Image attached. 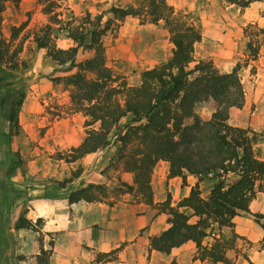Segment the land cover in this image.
I'll use <instances>...</instances> for the list:
<instances>
[{
    "label": "trees",
    "instance_id": "trees-1",
    "mask_svg": "<svg viewBox=\"0 0 264 264\" xmlns=\"http://www.w3.org/2000/svg\"><path fill=\"white\" fill-rule=\"evenodd\" d=\"M8 1L0 0V64L15 65L13 57L18 52L9 56V47L1 34L2 17ZM11 1L18 4L23 0ZM226 1L246 8L263 0ZM44 11L49 15L53 13L50 6H45ZM128 17L139 18L142 24L164 22L174 45L172 57L161 66L144 71L138 86L120 81L106 65L103 39L117 31ZM185 18L167 0H138L136 5L113 6L94 17L87 14L77 26L68 29V38L73 44L66 49L57 48L53 43V29L49 25L35 37V43L53 62L68 65V74L55 81H62L72 88L70 102L87 118L86 126L98 125L88 130L69 157L60 159L75 163L97 153L109 145L110 135L120 127L121 121L129 118L125 132H121L118 138L124 148L137 142L130 155L123 156L126 169L134 174V183H121L115 191L119 195L135 193L145 204L168 214L169 227L150 237V250L170 254L174 248L193 242L197 248L196 259L210 264H232L227 252L233 247L231 241L238 237L234 232V219L243 213L251 214L252 201L257 193L264 192V161L254 149L257 133L229 123L230 110L241 109L245 103V89L239 75L241 65L238 64L231 72L222 73L211 60L195 63V46L202 41V32ZM25 27L26 23L14 28V37ZM260 32H264V28ZM247 49L251 59L256 61L259 46L250 41ZM85 53L89 56L80 59ZM13 96L9 93L3 96L0 108L11 128L18 131L22 99ZM209 101L216 102L217 110L209 120L203 121L196 108ZM159 161L169 164L170 179L180 177L184 184L187 174L198 179L189 195L177 206H172L170 195L164 202L154 204L151 179ZM82 173L81 168L73 171L69 178L57 182L58 187L65 188ZM230 174L236 179L227 183L226 177ZM208 176L214 185L209 196L204 198L199 182ZM105 197L103 186L89 184L72 190L67 200L69 204L80 201L94 203ZM185 210H190L191 215ZM26 215V209L20 212L14 229L36 228ZM253 216L264 231V215ZM193 217L197 218L195 222H191ZM224 228L232 231L231 240L223 238L221 231ZM208 237L214 240L210 246L204 245ZM262 243L264 248V237ZM51 254L52 250L42 248L36 256L37 264H50ZM110 255L100 257L109 258Z\"/></svg>",
    "mask_w": 264,
    "mask_h": 264
},
{
    "label": "rangeland",
    "instance_id": "rangeland-1",
    "mask_svg": "<svg viewBox=\"0 0 264 264\" xmlns=\"http://www.w3.org/2000/svg\"><path fill=\"white\" fill-rule=\"evenodd\" d=\"M137 1L43 0L40 2L38 0H23L15 4L9 0L6 3L1 22V34L9 47V56H12L14 52H18V54L13 57L15 65L0 64V99L9 93L18 100L22 99V105L18 114L20 124L18 131L11 128L0 108V264H17L19 261L27 260L28 257L18 253L19 240L16 239L14 230L11 228V216L6 217L5 209L6 202H21L24 198L23 203L26 204L25 201L28 197H26L27 189L25 187L31 189L44 185L46 195L50 198L51 192L58 186L57 182L69 178L73 171L81 168L82 175L72 187L67 189V192H71L72 188L74 190L79 186L101 185L106 189V197L101 202L94 203L114 206L119 202H124L133 206H148L135 193L119 195L115 191L121 183L130 185L134 183V174L126 169V161L123 156L130 155L137 142L124 148L118 138L121 132H125L129 118L121 121L119 127L121 130L114 129L110 135L109 145L97 153L88 155L75 163H68L66 160L60 159L62 156L63 158L69 157L71 151L79 146L86 137L88 130L97 128L98 125L86 126L87 118L78 112L70 102L72 88L62 81H55L56 78L68 74L66 72L68 65L61 66L53 62L44 50L37 48L35 43V37L49 25L53 29V43L57 48L66 49L73 44L68 38V29L77 26L87 14L94 17L113 6L128 7L136 5ZM45 6L52 8V15L44 11ZM178 13L181 17H186L185 20L189 23L199 27L202 32L199 17L195 14ZM24 23H26V27L17 37H14V28H18ZM260 29L262 28L258 25H248L244 28V43L239 44L235 50L218 45L212 46L209 42L198 43L195 46V63L211 60L222 73L231 72L238 64L241 65L239 75L245 89L249 85V81L253 82V76L257 72L256 62L251 59L247 45L250 41L257 46H260L261 42L264 43V32H260ZM213 40L220 41L218 38H213ZM103 42L106 48L107 67L120 81H125L129 86L140 85L142 73L166 63L172 57L174 49L164 22L157 25L142 24L141 20L136 17L126 18L117 31L104 37ZM88 56L89 54L85 53L80 56V59ZM216 110V102L209 101L200 104L196 108V113L203 121H207ZM232 112L231 118L230 110L229 123L231 125L240 127L242 123L240 119L244 120L243 124L248 120L247 115L235 110ZM191 123L192 120L189 121V124ZM254 149L258 157L264 161V132H257ZM168 173L169 164L159 161L153 170L151 179L153 201L158 205L170 195L172 206H177L186 193V187L192 188L198 179L187 174V181L184 184L180 177L178 179L168 178ZM210 178L211 176L204 177L199 182L202 195L205 198L209 196L214 185V181ZM235 179L236 176L232 174L226 177L227 183H231ZM171 187L173 193L170 192ZM57 190L61 192L59 196L67 199L66 193H64L66 191ZM261 193L264 194V192ZM60 199L62 200L61 197ZM254 200L252 201L253 211L250 210L251 214L240 215V217L248 218L251 221L243 219L239 223V231L242 230L246 235L238 233L235 224L234 232L238 237L231 241L233 247L227 252V257L232 264H237L238 261L239 264H264L262 243L264 231L253 216L264 215V203L261 202L263 206L261 203L254 205ZM21 207H23L22 211L26 205ZM136 208L138 212H142L139 207ZM150 208L155 210L156 215L153 216L152 224L155 223V230L160 231V234L163 232V228L169 225V216L162 213L158 207ZM185 212L191 215L190 210H185ZM38 220L33 221L36 224L35 229H25L29 231L28 236H20V239L25 240V245L21 246H27L29 249L30 243L36 240L40 250L44 249L45 243L46 250L53 251L55 231L48 227L43 220L40 219L41 222H37ZM196 220L197 218L193 217L191 222ZM262 222L264 223V220ZM251 228L254 230L252 231ZM224 230V232L221 231L223 238L231 240L232 231L228 228ZM258 230L262 232L261 236H259ZM216 232L219 233V231ZM213 242V238L208 237L204 241V245L210 246ZM82 247L87 251L93 249L86 242ZM120 250L110 252L109 258L100 257L103 254L98 255L97 263L107 264L116 261ZM195 257L193 264L195 261H198L196 264H207V261L200 262ZM172 264H176V262L173 261Z\"/></svg>",
    "mask_w": 264,
    "mask_h": 264
},
{
    "label": "crops",
    "instance_id": "crops-1",
    "mask_svg": "<svg viewBox=\"0 0 264 264\" xmlns=\"http://www.w3.org/2000/svg\"><path fill=\"white\" fill-rule=\"evenodd\" d=\"M167 1L174 6L176 12H182L186 15L195 14L200 18L202 41L199 44L209 42L212 46L218 45L235 50L239 44L244 43V28L248 25L264 27V0L253 2L246 8L231 4L226 0ZM213 38H218L221 42L213 40ZM254 62H256L257 72L253 76V82L250 83L249 81V85L245 88L244 106L241 109L232 108L231 118L234 110L247 115L248 120L243 124L244 120L240 119L242 123L239 126L249 128L257 133L264 132L263 42L260 43L258 58ZM76 180L65 188L57 186L51 192L50 198L46 195L45 186L40 185L39 188L30 189L25 187L27 189L26 197H28L25 201L26 204L23 203L24 198L21 202H6V217L11 216V228L14 230L16 239L19 240L18 253L28 256L27 260L19 261L17 264H37L36 256L41 252L39 243L36 240L30 243L29 249L27 246H21L22 244L25 245V240L20 239V236H28L29 231L13 228L23 208L22 205H26L24 209L27 210L26 217L29 220L41 219L55 231V245L50 257V264H99L96 260L98 255L109 254L117 249H121L117 254L118 259L107 264H172L173 261L176 264H191L193 262L194 257L197 255V248L193 242L174 248L170 254L150 250V237L158 235L160 231L155 230V223L152 224L153 216L156 214L154 213L155 210H152L149 205L133 206L119 202L114 206H108L102 203H88L85 201L69 204L66 198L59 196L61 192L57 189L66 191L64 193L68 196L70 192H67V189L72 187ZM190 190L191 187H186L183 198L189 195ZM170 192L173 193L172 187ZM262 201L264 203V194L259 192L256 200H254V205ZM263 203H261L262 206ZM136 207H139L142 212H138ZM250 210L253 211V203L250 205ZM243 219L250 221L248 218L238 216L234 219V223L238 233L246 235L242 230L239 231V223ZM168 226L163 228V231ZM224 229H222V232L225 231ZM251 230L254 229L251 228ZM258 232L261 236L262 232L259 230ZM84 242L93 249L91 251L84 250L82 247ZM43 247L45 250L47 249L45 243ZM196 263L198 261L194 262V264ZM237 264H239V261Z\"/></svg>",
    "mask_w": 264,
    "mask_h": 264
}]
</instances>
